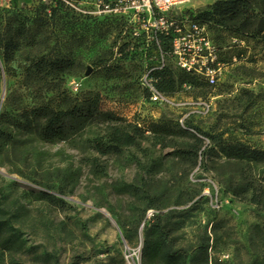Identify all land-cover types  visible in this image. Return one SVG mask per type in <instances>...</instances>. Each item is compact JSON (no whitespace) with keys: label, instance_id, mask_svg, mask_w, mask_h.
Instances as JSON below:
<instances>
[{"label":"rangeland","instance_id":"1","mask_svg":"<svg viewBox=\"0 0 264 264\" xmlns=\"http://www.w3.org/2000/svg\"><path fill=\"white\" fill-rule=\"evenodd\" d=\"M64 1L70 7L60 10L43 31L49 37L52 56L75 60V65L67 68L63 85L74 96L99 92L102 108L123 120L91 119L77 131L66 130L63 137L53 140L44 139L39 129L26 131L19 126V111L12 106L19 100L22 106L33 105L51 97L53 91L47 92L43 82L25 78L26 62L21 55L7 71L0 59V127L14 131L16 138L14 143L0 139V203L16 215L14 225L23 234L25 246L17 258L23 264H142L145 202L113 188L117 182H134L146 183L150 193L158 196L157 208L147 211V224L153 213L166 215L177 246L194 245L200 229L208 227L215 244L211 254L228 264H250L259 253L255 226L262 223L264 212L233 195L228 187L245 174L250 179L258 177L256 166L214 151L204 154L206 145L213 142L202 136L204 144L197 158L174 154L178 148H194L193 136L147 131L140 136L141 148L124 147L107 155L99 154L92 140L105 133L109 124L133 130L132 121L141 117L147 123L158 119L172 126L191 122L212 134L228 129L232 137L264 149V50L253 56L259 48L253 42L244 44L246 56L237 61L233 41L227 38L224 50L230 45L236 62L225 65L221 79L207 95H196L193 88L183 86L174 95L181 103L178 107L145 104L140 98L148 96V91L136 58L118 51L124 41L119 19L90 13L94 10L91 0ZM214 1L191 0L183 9L197 13ZM54 3L0 0V13L9 16L18 12L35 18L41 5ZM76 80L81 83L78 90L72 84ZM248 96L255 97L254 105L250 106ZM127 97L134 103L122 102ZM204 101L211 105L208 112H204ZM36 181L53 185L55 189L49 192L62 196L69 206L62 209L37 199L43 189ZM204 195L208 201L180 216L181 210ZM48 256L57 258L58 263L48 261Z\"/></svg>","mask_w":264,"mask_h":264},{"label":"trees","instance_id":"2","mask_svg":"<svg viewBox=\"0 0 264 264\" xmlns=\"http://www.w3.org/2000/svg\"><path fill=\"white\" fill-rule=\"evenodd\" d=\"M53 1L55 3L52 6L41 5L35 18L18 12L9 16L0 13V59L5 71L10 70L11 63L21 55L26 62L25 78L41 84L43 82L47 92L53 91L51 97L33 105L22 106V101L19 100L12 106V110L19 111L18 116L21 120L18 121L19 126L26 131L39 129L40 135L49 140L63 137L66 130L77 131L91 119H101L109 123L123 120L113 111L102 108L103 99L99 92L74 96L64 87V75L67 68L75 65V60L69 56H52L49 51V37L43 31L50 19H55L60 10L68 9L70 6L64 0ZM191 17L206 25L208 31H211L210 36L216 43L220 58L225 64L236 62L232 59L231 46L228 45V50H224L223 44L227 38L233 41L232 50L237 51V61L246 56L247 49L244 44L249 45L253 42L259 48L253 56L264 50V0H215L206 9L192 13ZM251 60L254 61V57ZM154 77L157 89L168 96H174L183 86L193 88L196 95H207L208 89L213 87L204 78L182 69L165 68L157 71ZM247 101L250 106L256 103L254 96H248ZM122 102L134 103L130 97ZM132 123L133 130L118 124H109L105 133L92 140L96 151L101 155H107L119 153L124 147L141 148L140 136L151 131L155 135L195 137L194 148H178L175 149L174 154L197 158L204 144L202 136L213 142L212 145H206L204 154L214 151L228 159H236L257 167L258 177L250 179L245 174L241 181L230 184L228 190L241 200L257 205L264 212L263 148L253 147L239 138L232 137L233 133H229L228 129L212 134L194 127L191 122H186L184 127L172 126L158 119H152L147 123L141 117H136ZM226 134H229L228 137H224ZM0 139L14 143L16 140L14 131L0 127ZM135 160L139 166H142L139 160ZM92 162L97 164V159H93ZM37 184L43 189L36 195L37 199L62 209L69 206L62 196L49 192L55 189L53 185L42 181H38ZM113 188L117 192L132 193L145 202L141 220L145 222L141 228L144 234L142 264H228L218 255L211 254L210 251L214 249L215 244L212 243L208 227L200 229L194 245L177 246L175 237L168 227V219H164L166 215L153 213L147 224V211L157 208L158 196L150 193L146 183L138 185L134 182H117ZM2 194L3 188L0 187V195ZM208 200V196H202L187 209L181 210L180 216L186 215L196 204ZM176 204L181 205L183 202L177 201ZM171 211L172 214L178 213L175 210ZM15 217L16 215L7 205L0 203V264H23L16 255L23 250L25 241L21 230L14 225ZM255 234L259 253L250 264H264V217L262 223L255 226ZM53 259L58 263L57 258L47 257L48 261Z\"/></svg>","mask_w":264,"mask_h":264},{"label":"built area","instance_id":"3","mask_svg":"<svg viewBox=\"0 0 264 264\" xmlns=\"http://www.w3.org/2000/svg\"><path fill=\"white\" fill-rule=\"evenodd\" d=\"M191 0H91L98 16L116 17L122 25L118 48L136 58L142 83L148 96L143 103L180 106L175 96L160 92L155 86L154 74L162 69H182L204 78L216 86L223 75L225 62L210 36L207 26L185 13L183 9ZM75 6L70 1H67ZM75 89L80 81H73ZM133 104V103H126ZM204 112L210 110L209 102L202 103Z\"/></svg>","mask_w":264,"mask_h":264},{"label":"water","instance_id":"4","mask_svg":"<svg viewBox=\"0 0 264 264\" xmlns=\"http://www.w3.org/2000/svg\"><path fill=\"white\" fill-rule=\"evenodd\" d=\"M86 74H87V75H89V74H90V69H89V70L86 72Z\"/></svg>","mask_w":264,"mask_h":264}]
</instances>
